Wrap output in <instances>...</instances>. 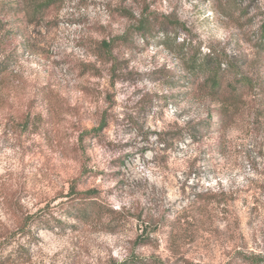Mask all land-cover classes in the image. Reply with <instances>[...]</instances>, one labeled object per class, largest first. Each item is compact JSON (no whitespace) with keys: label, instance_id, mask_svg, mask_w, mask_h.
<instances>
[{"label":"rangeland","instance_id":"rangeland-1","mask_svg":"<svg viewBox=\"0 0 264 264\" xmlns=\"http://www.w3.org/2000/svg\"><path fill=\"white\" fill-rule=\"evenodd\" d=\"M23 1L0 0L16 8L0 12V262L264 257V0H64L38 20ZM194 48L260 86L225 127L201 78H180ZM73 187L96 192L100 217L66 215Z\"/></svg>","mask_w":264,"mask_h":264},{"label":"trees","instance_id":"trees-1","mask_svg":"<svg viewBox=\"0 0 264 264\" xmlns=\"http://www.w3.org/2000/svg\"><path fill=\"white\" fill-rule=\"evenodd\" d=\"M62 2H64V0H24L18 12H24L29 19L38 20L41 19V16L46 10L60 5ZM13 8L14 10L16 9L15 6L13 7L3 3L0 4V12H8ZM123 13H127V11L124 10ZM145 22V18L143 17L138 19L136 25L132 26V30L141 33V35L145 37V33L149 30ZM258 33L259 42L257 55L263 58L264 20L260 23ZM129 34L130 31L127 29L123 38H129ZM110 46V43L103 40L98 44L97 49L102 56H105L106 53H109L108 50H110ZM190 59L191 64L185 65L183 68L186 76L181 75L180 78L183 80L193 76L195 80L201 78V82L196 85L195 89L204 92L208 97L217 101L214 112L219 118L218 125L225 127L233 118V112L237 107L246 102V97L252 93H256V89L260 87L259 84L250 76L240 72L232 63L225 62L221 54L215 53L212 50L202 52L199 48H194V56H191ZM5 68L4 66L1 69L4 70ZM229 77L231 78L230 80ZM253 117L256 118V121L259 118L257 114H252V118ZM205 127L209 129V125L204 120L194 123V126L189 131V136L193 141H197L199 136H201L200 133L202 129ZM99 131L100 128H97L86 134L96 136L99 134ZM172 137L175 138L176 135ZM95 193L96 192L91 189L78 191L74 187L70 188L68 193L64 196L65 199L60 202V205L65 206L63 211H65L66 215H70L82 222L98 218L101 216L103 206L98 205L94 200L95 196L93 195ZM42 210L43 209H41V211ZM34 224L38 229L51 228L50 222L40 217L36 218ZM239 260L243 264H264V257L258 254L241 255ZM5 261L6 260H2L0 264H5Z\"/></svg>","mask_w":264,"mask_h":264}]
</instances>
